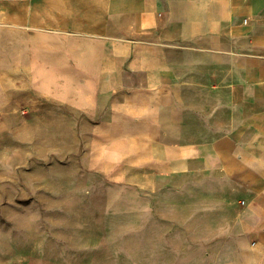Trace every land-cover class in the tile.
Wrapping results in <instances>:
<instances>
[{"label": "crops", "instance_id": "1", "mask_svg": "<svg viewBox=\"0 0 264 264\" xmlns=\"http://www.w3.org/2000/svg\"><path fill=\"white\" fill-rule=\"evenodd\" d=\"M12 82L92 118L88 168L148 204L219 185L244 230L212 264H264V0H0Z\"/></svg>", "mask_w": 264, "mask_h": 264}, {"label": "rangeland", "instance_id": "2", "mask_svg": "<svg viewBox=\"0 0 264 264\" xmlns=\"http://www.w3.org/2000/svg\"><path fill=\"white\" fill-rule=\"evenodd\" d=\"M24 85L0 84V264H212L236 249L238 203L210 194L219 185L148 204L88 168L92 118Z\"/></svg>", "mask_w": 264, "mask_h": 264}]
</instances>
